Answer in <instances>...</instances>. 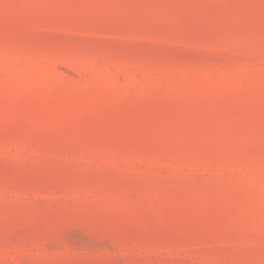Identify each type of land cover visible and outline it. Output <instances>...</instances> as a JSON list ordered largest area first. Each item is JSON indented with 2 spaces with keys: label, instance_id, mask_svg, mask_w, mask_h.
I'll use <instances>...</instances> for the list:
<instances>
[{
  "label": "rangeland",
  "instance_id": "rangeland-1",
  "mask_svg": "<svg viewBox=\"0 0 264 264\" xmlns=\"http://www.w3.org/2000/svg\"><path fill=\"white\" fill-rule=\"evenodd\" d=\"M0 264H264V0H0Z\"/></svg>",
  "mask_w": 264,
  "mask_h": 264
}]
</instances>
